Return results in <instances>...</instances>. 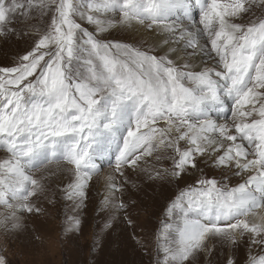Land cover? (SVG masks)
<instances>
[{"label": "snow or ice", "instance_id": "6c2138e0", "mask_svg": "<svg viewBox=\"0 0 264 264\" xmlns=\"http://www.w3.org/2000/svg\"><path fill=\"white\" fill-rule=\"evenodd\" d=\"M252 3L0 0V35L32 37L13 66H0V226L40 212L33 198L44 185L34 173L54 161L72 173L65 231L79 234L98 160L124 177L141 161L170 159L149 179L179 181L201 165L223 178L202 176L166 204L155 264H200L212 240L232 250L246 240L247 264H264V18H250ZM113 31L129 41L109 40ZM117 194L123 184L109 176L102 233L127 211ZM223 264L236 261L226 255Z\"/></svg>", "mask_w": 264, "mask_h": 264}, {"label": "rangeland", "instance_id": "374dc122", "mask_svg": "<svg viewBox=\"0 0 264 264\" xmlns=\"http://www.w3.org/2000/svg\"><path fill=\"white\" fill-rule=\"evenodd\" d=\"M252 14L254 15L250 18H264V3L261 0H253ZM194 15L198 18L195 11ZM19 21L18 17L13 27H22L23 23ZM28 23L39 27L45 20L32 19ZM88 27L91 30V26ZM107 38L128 42L129 34L113 31ZM31 47V36L0 35V66H13L17 58ZM2 157L3 153L0 152V158ZM104 160L97 161L101 165L99 173L102 174L103 169L113 172L111 174L116 182L123 184V194H117V198H122L128 205L126 213L115 214L112 231L100 232V226L106 216L101 214L100 209L103 194L95 190L100 187L101 176H96L99 173L94 175L89 184L87 207L80 213V233L65 231L67 217L74 214L72 202L65 199L56 186L54 177L49 178L48 173H54L57 169L66 173L68 165L63 161H54L47 169L34 173L41 178L44 185V191L33 198L40 212L25 213L18 228L0 226V255L5 258L6 264H155V233L160 219L163 218L166 204L174 199L180 190L194 186L196 180L202 176L217 180L223 178L219 169H213L211 165H201L202 174L190 173L179 181L173 180L171 176L149 179V172L153 167L170 170L172 166L170 159L156 161L154 158H149L147 162L141 161L140 167L135 170L125 168V176L120 177L114 172V163L110 165L107 158ZM70 174L72 179V173ZM236 182L235 177L228 181L229 184ZM210 246L213 247L212 255L206 257L201 254L200 264H209V261L211 264H223L226 255L232 256L236 264H247L250 249L246 240L235 250L216 240L210 241ZM251 251L254 254L258 250Z\"/></svg>", "mask_w": 264, "mask_h": 264}, {"label": "bare ground", "instance_id": "6f19581e", "mask_svg": "<svg viewBox=\"0 0 264 264\" xmlns=\"http://www.w3.org/2000/svg\"><path fill=\"white\" fill-rule=\"evenodd\" d=\"M189 51H191V50H189ZM68 169V168H67ZM103 172H102V174L101 173H99L98 175H96V176H101V179L99 178V184H100V187L98 186L97 188H95V190L97 191V192H101L103 195H102V197L105 195V189H106V181H107V178L109 177V176H113V174H111V173H113L112 171H110V170H102ZM69 173V174H68ZM71 172H69L68 170L66 171V173H64L63 172V170H61V169H57L56 170V172H52V173H48V177L50 178V177H54V179H55V184H56V186L60 189V191H61V193H63L64 194V189H65V187H66V185L68 184V183H70L71 182V174H70ZM116 176V175H115ZM94 177L95 176H93V178L92 179H94ZM97 182V181H96ZM92 185H93V183H92ZM93 195V194H92ZM90 196V195H89ZM98 196V195H97ZM64 199V198H63ZM99 200V199H98ZM60 201V200H59ZM68 202V201H67ZM72 207V206H71ZM55 208V207H54ZM258 212L259 211H264V210H260V209H258L257 210Z\"/></svg>", "mask_w": 264, "mask_h": 264}]
</instances>
